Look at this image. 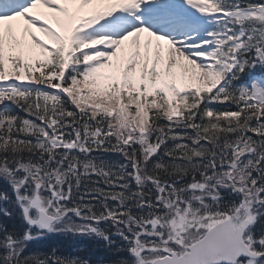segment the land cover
Here are the masks:
<instances>
[{
	"label": "snow or ice",
	"instance_id": "1",
	"mask_svg": "<svg viewBox=\"0 0 264 264\" xmlns=\"http://www.w3.org/2000/svg\"><path fill=\"white\" fill-rule=\"evenodd\" d=\"M0 217V264H264V0H0Z\"/></svg>",
	"mask_w": 264,
	"mask_h": 264
},
{
	"label": "trees",
	"instance_id": "2",
	"mask_svg": "<svg viewBox=\"0 0 264 264\" xmlns=\"http://www.w3.org/2000/svg\"><path fill=\"white\" fill-rule=\"evenodd\" d=\"M0 222L7 223L9 226H11L15 221L13 219H8L6 217H0ZM103 226V225H102ZM81 237H65V236H52L48 238L46 241H37L30 245V248L32 249H40V250H47L53 246L58 247L60 254L62 255H76L75 252H67V246H69L70 242H76ZM66 240L69 241L68 244L63 246L66 243ZM83 252H86L85 257H90L92 260H96L101 257L106 256V252L103 249V242L102 241H96L94 239H87L85 240L83 244Z\"/></svg>",
	"mask_w": 264,
	"mask_h": 264
},
{
	"label": "bare ground",
	"instance_id": "3",
	"mask_svg": "<svg viewBox=\"0 0 264 264\" xmlns=\"http://www.w3.org/2000/svg\"><path fill=\"white\" fill-rule=\"evenodd\" d=\"M92 7H93L92 5H88L85 7L84 11L89 12V9H92ZM13 23H14V25H18V24L22 23V21L17 20V21H14ZM142 38H144V37L142 36Z\"/></svg>",
	"mask_w": 264,
	"mask_h": 264
}]
</instances>
